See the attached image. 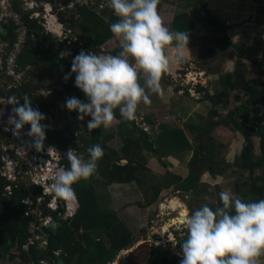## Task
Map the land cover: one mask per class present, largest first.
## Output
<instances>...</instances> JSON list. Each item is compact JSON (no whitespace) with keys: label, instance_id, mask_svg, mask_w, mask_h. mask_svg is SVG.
<instances>
[{"label":"rangeland","instance_id":"374dc122","mask_svg":"<svg viewBox=\"0 0 264 264\" xmlns=\"http://www.w3.org/2000/svg\"><path fill=\"white\" fill-rule=\"evenodd\" d=\"M55 1L56 4L53 6L50 4L47 10L49 12L53 9L52 13H50L53 16L48 18V20H44L45 17H41L39 20L47 34L54 33L59 35V37L64 36L62 40L63 46L60 48L55 47L53 50L55 55L60 51L61 53H71V55L63 58H61V53H59L60 59L63 62L67 61L71 65L73 56L79 52L76 53L75 47H72L64 40L73 36L75 38L74 42H76L80 39L82 31L78 29L69 31L67 25H64L60 18H55L54 14L58 16L64 10V20L69 21L73 15H79L77 5L82 6L84 3H88L89 8H95V5L99 4L95 12L98 15L104 13V18L107 21L111 16L114 17V14L107 6V0H68L69 2L65 5L64 3L67 0ZM204 4L221 18L218 22L225 23L226 38L222 36L223 29H216L208 24L198 0H160L158 4V14L169 29H171L175 16L190 14L189 16L197 24L199 32L194 29L193 33L189 34L191 56L185 53L183 63L170 66V70L161 79V93L158 95L149 93L151 103L145 105L141 102L136 112V118H144L140 126L148 135L149 141L154 142L156 151L154 154H148L146 151L142 153L148 169L144 171V178L151 182L146 181L143 186L136 183L113 185L108 188L99 184L95 186V191L103 209L116 212L120 220L132 231L134 236L131 242L132 247L129 246L132 251H128V249L127 251L129 252L128 258L134 257L133 264H145L151 247L156 245L169 251V259L176 256V263L180 264L182 254L179 245L186 238V228L183 223H172L181 214V210L172 211L171 202L173 199L178 200V202L181 201L179 204L183 206V209L188 210L189 214V212L196 210L203 204H208L212 208L218 206L220 204L219 193L221 191H229L233 198L238 196L233 185L237 174L233 169H229L223 175L215 177L209 173L202 174L200 191L186 193L184 191H176L173 186L170 188L164 187L167 180L173 178L172 176H180L185 179L189 175L188 164L193 154L191 148L194 147L196 138L193 129L207 125L211 121L217 122V119L210 115L212 109H215L221 118H225L228 112L238 106V103L234 101V97L241 96V93L231 92L227 104L216 108L212 107L205 97V94L213 96L217 90H220V87L217 86L220 76L232 75L235 70L237 58L230 43H226L227 39L232 43L250 41L249 49L245 50L247 55L241 59V71L246 74L247 80L257 79L264 83V0H204ZM54 8L56 9L54 10ZM105 8L107 9V14L105 13ZM53 17L55 19H52ZM51 19L52 21L50 22L49 20ZM51 39L54 41L53 38ZM119 51V43L113 37L99 54H115ZM85 52H90V50ZM54 59L56 62L55 67L58 69L51 71V78L57 77L55 71L62 72L65 70V64L60 63L59 57L56 56ZM251 59L259 61L258 64L250 61ZM33 69L34 67L32 66L29 70L26 69L25 74L29 75ZM238 70L240 71V66ZM35 74L36 76L33 77L27 76L29 83L25 82L22 87H19L23 81L22 77L17 76L11 81L3 80V83L0 81V88L5 93L2 98L15 96L22 102L23 97H20V95L25 93L28 98L32 99L34 108L38 107L39 109L40 106L48 104L49 101H46V97H50L52 94L49 89L44 87L47 86L48 80H41L42 72ZM60 84V80L55 82L58 90H61ZM28 85L30 86L29 89ZM197 88H201L203 93H197ZM67 96V98L77 97L74 93ZM67 98L57 103V117L51 123L54 132L58 129L62 130L64 138L61 143L63 145H66L73 138L75 139L82 135L85 137V134H82L80 130L87 129V121L90 119V117H85L84 120H78V113H70L64 107ZM6 100H0V104H3ZM1 106L2 108L0 109L6 108L7 111H11L10 106ZM7 111L6 114H8ZM0 119H3V123L7 125V115ZM118 125L119 122L115 119L109 127L104 128L102 126L103 131L106 134L117 133ZM161 127L167 128L169 131H184L191 148H188L185 152L179 151L178 154H173L171 149H167L164 146L165 144L160 146L157 139L162 134ZM76 128L80 131L79 133ZM5 130V128L0 127V177L11 175L18 181L23 177L14 170L13 160L15 154H20L22 159L26 160V165L32 167L33 173L40 175L45 174L40 169L42 163H39V158L42 157L46 162L49 161L48 158L60 160L61 151L53 149L46 140L44 142V151L33 152V148L27 143L29 141L27 135L22 133L20 137H17L6 133ZM24 130L27 131L28 128L25 127ZM209 139L213 143L223 146V148H219L220 159L230 165L240 155L243 147L242 137L230 128H216L204 138V140ZM122 145V140L117 135L116 139L109 143L108 146L112 150L120 151ZM253 145L255 157H258L260 153L257 139H253ZM75 146L79 145L73 143L69 145L68 149L72 148L76 151L77 149H74ZM160 155L164 156V158L162 159ZM82 157L87 159L84 156ZM51 165L53 166V164ZM259 172H256V174ZM24 180L28 181L29 179L24 178ZM22 182L29 189V193H31L33 190L32 185L24 182L23 178ZM6 186L7 184L4 187V194L1 200L7 195ZM155 186H160L163 190L157 201L149 205L154 195ZM166 231L168 232L166 233ZM175 235L176 238H174ZM259 259L261 264H264V256ZM14 264H18V262ZM117 264L121 263L117 262Z\"/></svg>","mask_w":264,"mask_h":264},{"label":"trees","instance_id":"16d2710c","mask_svg":"<svg viewBox=\"0 0 264 264\" xmlns=\"http://www.w3.org/2000/svg\"><path fill=\"white\" fill-rule=\"evenodd\" d=\"M36 1L42 2V0ZM44 2L52 6L56 4L55 0H45ZM67 2L69 1H65L64 5ZM198 2L208 24L216 29H223V38H226L224 24L218 22L211 12L206 9L204 0H198ZM13 4L16 5L14 7H16V12L22 18V21L28 26L29 36H34L37 39L36 42L33 39H28L19 60V65L24 69L34 67L33 71L29 73V77L36 76L35 73L37 72H42L41 80H48L47 86L44 87L49 89L52 94L50 97H46V101H49L48 104L40 106L39 110L46 115V120L43 123L50 126L57 117V103L62 102L64 98L68 97V94L74 93L82 101L86 98L74 86V75L67 82L64 80L65 74L70 72L71 65L60 59L59 53L61 51L55 55L53 50L55 47L60 48L62 43L59 47L58 43L45 37L40 30L38 20L31 19L32 13L21 10L19 2ZM98 7L99 4L95 5V8L77 5L79 15H73L69 21H65L64 14H60V20L64 25H67L69 31L76 29L82 31L78 41L74 42L75 38L73 36L65 40L66 43L75 47L76 53L81 50H90V52L99 54L103 47L113 39L109 25L116 22L117 17L111 16L107 21L104 18V13L98 15L95 12ZM105 13L107 14L106 8ZM188 18V14L175 16L170 30L190 31L193 24L191 22L186 23ZM6 28L10 31L15 30L13 24L12 26H6ZM0 38L8 41L1 35ZM229 43L237 58L235 70L232 75L220 76L218 85L216 83L220 90H217L213 96L205 94V97L212 107L216 108L227 104L231 92L241 93V96L234 97V101L238 103V106L228 112L225 118H221L219 113L212 109L210 115L215 117L217 122L211 121L207 125L193 129L196 137L194 149L191 148L184 131H169L167 128L161 127L162 134L157 139L160 146L165 144L164 146L171 149L173 154H178L179 151L185 152L188 148L193 151L191 161L188 164L189 175L185 179L180 176H172L173 178H169L170 180H167L164 187L170 188L173 186L176 191L186 193L200 191L202 174L209 173L215 177L223 175L229 169H233L237 174L233 182L235 193L246 202L258 201L264 199V83L257 79L247 80L246 74L241 71V59L247 55L245 50L249 49L250 41ZM10 44L12 45L13 42ZM56 56L59 57L60 63L65 64V70L62 72L55 71L57 77L51 78V71L58 69L55 67L56 62L54 61ZM250 61L256 64L259 62L254 59ZM239 66L240 71L238 70ZM48 76L50 77L48 78ZM27 80L25 79L24 83H29ZM57 80L61 82V90L56 88L55 82ZM29 87L28 85V89ZM196 92L202 94L203 90L197 88ZM25 95L24 93L20 97ZM29 99L32 101L31 98ZM116 120L119 122L117 133L106 134L103 127L94 130L87 128L83 132L86 134L85 137L73 138L66 145L61 143L64 138L62 132L48 131L50 144L59 151L66 152L69 145L77 143L79 146H75L74 149L79 148V151L76 150V152L86 158H88L87 149L92 145L100 144L104 152L102 159L98 162L97 175L73 185L80 203L76 216L71 220H62L63 225L56 235L52 231H47L50 234L48 251L50 250L53 253L62 251L63 254H66L67 264H110L121 251L129 247L134 237L131 229L120 220L116 212L103 209L95 191V186L99 184L108 188L114 184L131 183L143 186L146 181L151 182L144 178V171L148 169L142 153L146 151L148 154H154L156 151L154 142L149 141L148 135L140 126L143 121L140 122L137 119L124 121L121 119L118 110H116ZM219 127L230 128L243 139L240 155L231 165L220 159L219 148H223L222 145L215 144L210 139L204 140L213 130ZM76 130L78 131L77 128ZM117 135L120 136L123 144L120 151L112 150L108 146L116 139ZM253 139L258 140L260 153L258 157H255L254 154ZM168 152L171 154L170 151ZM160 156L162 159L164 158V156ZM122 161H125L126 164L121 165ZM62 165L68 167L67 162H63ZM256 172L259 173L256 174ZM6 184V179L0 177V264L4 262L11 263L17 258L21 260L20 264H27L31 257L34 263H39L40 250L35 249L37 246L32 247L30 254L23 249L31 236L29 231L31 218L26 216L23 204L29 189L23 182H20L13 185L11 194L7 193L6 197L1 200ZM162 190L160 186H155L154 195L149 205L157 201ZM51 214L55 218L59 217V214L57 215L55 212H51ZM182 242L183 240L180 243ZM168 254L169 251L163 249V247L152 246L145 264H177V257L169 259ZM133 259L134 257L131 256L126 264H133Z\"/></svg>","mask_w":264,"mask_h":264},{"label":"clouds","instance_id":"9594fccd","mask_svg":"<svg viewBox=\"0 0 264 264\" xmlns=\"http://www.w3.org/2000/svg\"><path fill=\"white\" fill-rule=\"evenodd\" d=\"M159 2L160 0H107V6L117 17L116 22L109 25V29L118 41L120 51L115 54H96L81 50L73 56L70 72L65 74L64 80L67 82L74 75V86L84 94L86 99L82 101L75 96L66 97L64 107L70 113H78V120L90 117L87 121L89 130L102 126L109 127L116 119V110L124 121L137 119L136 112L140 103L145 105L151 103L149 93L157 95L161 93V79L170 70V66L183 63L185 53L191 56L189 33L172 31L165 26L157 11ZM82 6L89 7L88 3ZM63 11L58 16L54 14L55 18L59 19ZM39 12L41 13V10ZM43 33L47 34L45 30ZM5 37L8 40L12 38V36L9 38L8 32ZM45 37L53 38L59 47L60 43L63 46L64 36L59 37L53 33ZM67 55L71 53H61V58ZM27 76L28 74L25 79ZM3 95L5 93L1 88L0 100H7L0 104V108H2L1 105L10 106L11 111H7L6 108L0 109V118L7 115V126L0 127L5 128V132L11 130L10 135L17 137H20L22 133L27 135L29 137L27 143L33 148V152L44 151L45 140L48 145L57 150L50 144L48 131L52 130V126L43 123L46 115L38 107H33V102L28 96L23 97L22 103L15 96L2 98ZM141 121H144V118L140 117ZM25 127L28 128L27 131L24 130ZM80 131L84 134V129ZM56 132H62V130L58 129ZM87 152V159L72 148L66 152L61 151L59 161L48 158V162L53 164L51 171L46 172L45 175L38 174L45 176L47 183L42 181L38 186L32 185V189L37 193L43 192L49 183L48 190L52 194L47 197L48 203L54 202L53 197L62 199L71 202L78 211L80 203L73 185L97 175L98 162L104 155L100 144L90 146ZM40 162L42 167L47 163L42 157L39 158ZM63 162H67L68 167L63 166ZM13 163L14 170L23 177L18 181L13 176L6 175L4 178L7 186L17 185L22 182V178L24 182L31 184V179L35 177L32 167L26 165V160H23L20 154L14 155ZM24 178L29 180L26 181ZM219 200L220 204L215 208L203 204L189 212L183 220L186 238L179 245L182 254L180 264H261L259 258L264 256V199L246 202L238 196L233 198L229 191H221ZM51 211L57 215L61 213L56 218L52 215L53 220L61 223L62 220L73 219L77 214L76 212L75 216L64 219L65 208ZM52 230L49 229V232ZM48 246L35 248L40 250L38 259L49 258L59 262L62 257L56 255V252L48 251ZM129 246L132 247L131 244ZM129 248L119 253L118 262L121 264L127 263L128 251H132ZM121 257L126 258V263L121 262ZM115 260L110 264H117Z\"/></svg>","mask_w":264,"mask_h":264},{"label":"built area","instance_id":"2783aa9c","mask_svg":"<svg viewBox=\"0 0 264 264\" xmlns=\"http://www.w3.org/2000/svg\"><path fill=\"white\" fill-rule=\"evenodd\" d=\"M44 1L45 0H42V2H37L36 0H0V27L7 30L8 36H12L10 40L7 39L8 41L5 42L0 38V81L2 83L3 80L11 81L17 76L22 77V83H24L26 74L19 65V60L25 50L28 39H33L35 42L37 41L34 36H29L28 26L22 21V18L16 12V7H14L16 5L13 3L19 2L21 4V10L30 14L32 13L31 19L38 20L40 30L43 32L44 28L41 26L39 19L45 17L44 20H48V18L52 17L50 14L52 11H47L49 5ZM40 10L41 13L39 12ZM12 24L14 25L15 30L10 31L6 26H12ZM9 42H13V44L11 45ZM21 85L22 84L19 86ZM52 167L53 166L47 162L44 167L40 166V169H42L43 174H45L46 172H50ZM34 176L35 177L31 179V185L38 186L42 181L45 184L47 183V178L45 176H39L38 173H34ZM48 186L49 183L46 185L44 191L40 193L32 190L23 201L25 214L31 218L29 224L31 236L28 239V243L23 246V249L26 252H30L33 246H37V248H47L50 235L47 231H49V229L52 230L51 222L53 217L51 210L65 208L66 213L64 219L75 216L77 212L76 208H74L69 201H64L58 198L54 199L53 197L54 202L48 203L47 197L52 194L49 192ZM11 191L12 187L7 186L6 192L11 194ZM59 214L61 215L60 212ZM55 254L60 256L59 252H56ZM33 261V259H30L28 264H57L58 262V260L49 258L39 259V263H34Z\"/></svg>","mask_w":264,"mask_h":264},{"label":"crops","instance_id":"0c3cea01","mask_svg":"<svg viewBox=\"0 0 264 264\" xmlns=\"http://www.w3.org/2000/svg\"><path fill=\"white\" fill-rule=\"evenodd\" d=\"M206 9L207 10H209L210 12H211V14H212V16H214V18L218 21L219 19H221L220 17H218L217 15H215L213 12H212V10L211 9H209V7L206 5ZM202 10V9H201ZM202 13H203V10H202ZM190 15V14H189ZM173 22V21H172ZM192 23L193 24V28L190 30V31H188V33L189 34H191V33H193L192 31H194V29H196V31L197 32H199L198 30H197V24L196 23H194L192 20H191V16H189V18H188V20L186 21V23ZM223 22V21H222ZM224 24V26H225V23H223ZM224 35V33L222 34V36ZM198 41H199V39H198ZM229 39L226 41V43L228 44L229 42ZM189 50H191V47L189 48ZM50 76H48V78H49ZM125 162V161H124ZM123 161L121 162V165H125L126 164V162L124 163ZM114 185H127V184H114ZM111 186H113V185H111ZM110 186V187H111ZM59 253H60V256L61 257H63L64 256V258H65V262H66V254H63V252L62 251H58ZM118 258H119V255H118V257H116L114 260L116 261V262H118ZM15 262H18V264H20V262H21V260L20 259H16V260H14L13 262H7L6 264H14ZM29 263V261H27V264ZM67 263V262H66Z\"/></svg>","mask_w":264,"mask_h":264},{"label":"bare ground","instance_id":"6f19581e","mask_svg":"<svg viewBox=\"0 0 264 264\" xmlns=\"http://www.w3.org/2000/svg\"><path fill=\"white\" fill-rule=\"evenodd\" d=\"M57 33H59V32H57ZM0 126H3V119H0ZM6 132H8V133H12L11 130H8V131H6ZM179 202H181V201H179ZM179 202H178V200H176V199H173L172 202H171V209H172V211L181 210V211H180L181 214L179 215V217H178L177 219H175V220L172 221L173 224H176V223H182L183 220L186 218V216H187V214H188V210L183 209V206L180 205ZM167 204H168V203H167ZM178 204H179V206H178ZM183 205H184V204H183ZM177 206H178V207H177Z\"/></svg>","mask_w":264,"mask_h":264},{"label":"water","instance_id":"95a60500","mask_svg":"<svg viewBox=\"0 0 264 264\" xmlns=\"http://www.w3.org/2000/svg\"><path fill=\"white\" fill-rule=\"evenodd\" d=\"M0 34H1L2 36H7V31H6L4 28L0 27ZM9 38H10V36H9ZM137 120L140 121V117H137ZM3 126H7V125L3 124ZM51 225H52V227H53L52 232H53L54 235H56V234L58 233L59 228H60L63 224H62L61 222H58V221H56V220H53L52 223H51ZM42 256H44V254H43ZM121 262H122V263H126V258H125V257H121ZM58 264H66V263H65V258H64V256L60 259V261L58 262Z\"/></svg>","mask_w":264,"mask_h":264}]
</instances>
